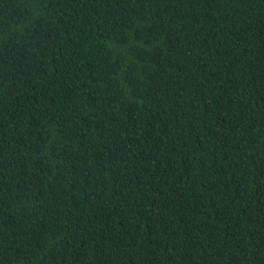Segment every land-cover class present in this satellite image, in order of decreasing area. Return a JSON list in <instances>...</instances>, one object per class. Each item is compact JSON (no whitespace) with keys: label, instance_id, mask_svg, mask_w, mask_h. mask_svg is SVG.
<instances>
[{"label":"trees","instance_id":"16d2710c","mask_svg":"<svg viewBox=\"0 0 264 264\" xmlns=\"http://www.w3.org/2000/svg\"><path fill=\"white\" fill-rule=\"evenodd\" d=\"M0 264H264V0H0Z\"/></svg>","mask_w":264,"mask_h":264}]
</instances>
